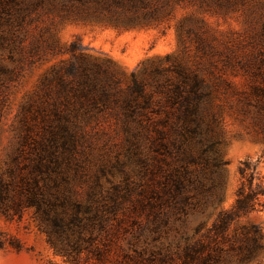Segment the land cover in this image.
<instances>
[{"label":"trees","instance_id":"trees-1","mask_svg":"<svg viewBox=\"0 0 264 264\" xmlns=\"http://www.w3.org/2000/svg\"><path fill=\"white\" fill-rule=\"evenodd\" d=\"M185 4L240 12L247 29L219 39L203 18L189 16L177 26L179 40L194 41L206 64L189 66L166 54L130 73L87 54L76 40L56 45L53 55L67 57L51 63L18 101L7 96L10 85L23 84L25 62L28 73L46 62L39 41L23 44L27 37L19 38L33 15L131 27L162 22ZM5 26L3 215L32 210L54 251L73 260L85 254L106 262L116 246L119 263L127 264H261V228L236 224L257 205L264 207V183L254 186L252 174L242 180L230 210L209 226H189L221 200L220 175L228 163L221 154L224 112L248 120L264 139L263 0H0V28ZM240 173L245 178V169ZM140 209L146 223L127 218Z\"/></svg>","mask_w":264,"mask_h":264},{"label":"rangeland","instance_id":"rangeland-1","mask_svg":"<svg viewBox=\"0 0 264 264\" xmlns=\"http://www.w3.org/2000/svg\"><path fill=\"white\" fill-rule=\"evenodd\" d=\"M189 16L203 18L208 29L219 39L231 36L233 33L238 36L247 29L240 12L214 13L189 4L175 7L172 15L162 22L131 27L95 18L74 19L59 17L56 14H35L32 21H27L19 38L27 37L23 40V44L31 40L39 41L40 55L46 62L41 66L37 65L32 73H28L29 67L25 62L22 70V73H26L22 78L23 84L19 87L10 85L6 89L7 96L18 101L33 87L38 77L51 63L67 57V55H53L52 47L58 45L64 48L74 40L87 54L109 58L126 73L148 61L162 59L166 54L178 57L189 66L206 64L207 60L198 54L194 41L187 36L184 37V41L179 40L177 26ZM8 30V26L0 28V59H6L8 55V49L1 47V36L7 34ZM10 38L9 34L8 39ZM222 129L226 140L221 146V154L228 163L223 167L220 175L222 186L218 191V197L221 200L216 199L204 215L193 216L190 228L201 221L205 226H209L220 211L230 210L235 204L236 192L242 180L251 174L254 176V186L260 181L264 183V139L255 134L248 120H241L237 114L231 113L228 109L223 114ZM8 139L7 133L0 136V167L3 166L6 158ZM246 164L249 165L247 168ZM241 169H245V178H242ZM133 177L137 179L134 174ZM115 178H119V175L116 174ZM260 200L264 202V196H261ZM138 211L127 218L146 223L147 212L141 209ZM131 223V220H128L126 225L131 226ZM244 223L258 225L264 234V207L257 205L254 210L242 215L236 221L237 225ZM150 227L152 229V224ZM161 241L164 245L167 244L165 236ZM150 243L153 244L154 241L150 239ZM115 249L116 246H113L110 259L106 262H100L85 254L77 260L69 259L54 251L46 233L34 220L32 210L25 211L22 216L14 217H7L0 212V264H127L119 263L123 260L121 256L116 257ZM259 261L264 264V255Z\"/></svg>","mask_w":264,"mask_h":264}]
</instances>
